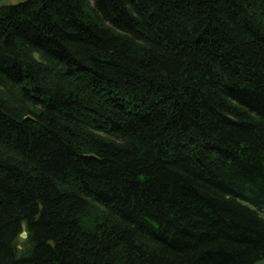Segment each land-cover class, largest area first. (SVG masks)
<instances>
[{"label": "trees", "instance_id": "trees-1", "mask_svg": "<svg viewBox=\"0 0 264 264\" xmlns=\"http://www.w3.org/2000/svg\"><path fill=\"white\" fill-rule=\"evenodd\" d=\"M256 263L264 0L0 4V264Z\"/></svg>", "mask_w": 264, "mask_h": 264}, {"label": "rangeland", "instance_id": "rangeland-1", "mask_svg": "<svg viewBox=\"0 0 264 264\" xmlns=\"http://www.w3.org/2000/svg\"><path fill=\"white\" fill-rule=\"evenodd\" d=\"M22 0H0V4L3 3H16ZM27 237V236H26ZM26 237H18L17 242H18V248L24 244V240L26 239ZM256 264H261V263H256Z\"/></svg>", "mask_w": 264, "mask_h": 264}, {"label": "water", "instance_id": "water-1", "mask_svg": "<svg viewBox=\"0 0 264 264\" xmlns=\"http://www.w3.org/2000/svg\"><path fill=\"white\" fill-rule=\"evenodd\" d=\"M20 236H21V237H26V232H25V231H22V232L20 233Z\"/></svg>", "mask_w": 264, "mask_h": 264}]
</instances>
